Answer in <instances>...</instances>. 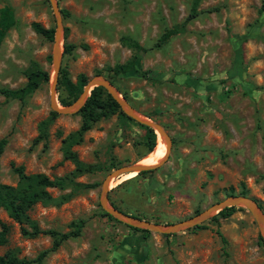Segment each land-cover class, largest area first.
Segmentation results:
<instances>
[{
    "label": "rangeland",
    "instance_id": "obj_1",
    "mask_svg": "<svg viewBox=\"0 0 264 264\" xmlns=\"http://www.w3.org/2000/svg\"><path fill=\"white\" fill-rule=\"evenodd\" d=\"M57 3L68 12H61V66L72 80L84 73L88 80L102 76L109 81L107 67L136 53L123 36L147 49L136 54L138 71L116 76L114 87L134 110L159 122L172 140L158 167L113 179L107 193L113 207L170 224L243 192L264 203V0H201L185 31L161 46H155L157 39L188 16L192 0ZM5 5L13 9L16 24L0 44V89H15L25 84L30 61L51 72L53 41L37 34L32 22L55 28L56 18L49 0H0V8ZM65 42L76 45L72 52L63 54ZM56 100L61 105L58 90ZM51 111L49 82L23 103L0 92V138L7 139L0 156L1 181L16 184L12 164L50 178L71 175L76 160L101 164L104 170L74 178L80 184L97 183L92 188L47 187L51 198L73 193L58 205L39 200L28 212L40 228L60 232L72 229V221H84L81 234L65 240L43 264H264V240L242 206L219 217L218 224L213 215L200 223L203 229L169 235L135 231L106 216L102 183L110 171L143 158L145 129L116 114L101 119L69 147L75 159L66 158L63 139L78 129L81 116L78 111L59 113L47 124L46 140L35 142ZM0 219L10 227L0 254L13 251L32 258L51 246L48 235H22L20 224L1 208Z\"/></svg>",
    "mask_w": 264,
    "mask_h": 264
},
{
    "label": "trees",
    "instance_id": "obj_2",
    "mask_svg": "<svg viewBox=\"0 0 264 264\" xmlns=\"http://www.w3.org/2000/svg\"><path fill=\"white\" fill-rule=\"evenodd\" d=\"M201 0H192L191 9L188 16L180 23H175L170 28L165 29L161 34L159 39H157L155 46H161L169 38L179 33L185 31L187 23L194 17L197 16L198 10L197 7ZM62 14L67 15L68 12L61 10ZM16 24V18L13 9L10 6H3L0 8V44L6 36L9 29H11ZM33 30L44 37L49 41L54 40V27H45L39 22H32ZM66 38V35H65ZM122 41L124 44L136 51L135 55L122 63H116L113 66L107 67L106 77L114 85L113 79L120 75L125 74L131 70L138 71L135 67L136 54L138 52H145L147 49L139 44L138 41L123 36ZM76 47L74 44L64 43V53H70ZM26 76V82L23 86L15 89L10 88H1L0 92L7 98L19 99L22 103L25 98L38 89L42 83L49 81L50 73L49 71L43 69L36 61H30L28 67L24 70ZM143 76H148L147 72L142 73ZM88 77L84 73H80L76 76L75 80L69 76L68 71L65 67H60L57 90H58V101L61 105L66 106L74 102L80 93L84 85L87 83ZM123 97L127 98L124 93ZM78 113L81 116V123L77 130L71 132L67 137L63 139L64 144V157L74 158V154L70 151L69 147L73 143H78L82 141L83 135L85 132L90 130L93 125L100 121L101 119H106L112 115H117L123 120L129 122H134L146 132V151L142 157L150 152H152L156 145L158 135L156 136L154 130L151 127L140 124L133 120L131 117L126 115L119 103L111 96V94L103 86H95L91 91L90 95L87 97L84 104L78 110ZM57 111H51L50 117L44 122V127L42 129V134L35 139V142L39 140H46L47 132L46 127L50 120L58 116ZM7 139L5 137L0 138V156L2 155ZM75 170L71 175L50 178L45 174H28L25 172L22 165L15 166L12 164V170L17 176L16 184H6L0 179V208L3 209L8 217L13 221H16L20 224V232L22 235L27 237H36L40 234L48 235L52 238V243L49 248L41 250L35 257H18L15 252L7 251L3 254H0V264H43L46 256L58 249V247L67 239L77 237L81 234V228L84 224V221H72L70 223V229L66 232H60L55 229H42L39 227L36 221L32 220L29 217L28 212L31 210L33 205L39 200H45L51 202L55 205L61 204L62 202L68 200L73 192L63 194L57 198H51L48 192L46 191L47 187H57L59 189H64L66 186L70 185L73 190L78 188H92L97 185V183L90 184H80L74 181V178L77 175L83 173H96L102 172L104 170L103 165L101 164H84L79 160L75 161ZM148 171H141L135 176L142 175ZM244 195V192L242 193ZM261 210L264 211V203L257 202ZM116 207V206H115ZM235 206L225 207L220 210L212 219L216 220L217 224L219 223L218 218H227L235 210ZM106 216L113 218L107 212L104 213ZM137 217V216H136ZM27 225V226H25ZM135 231H141L145 234H149L150 231L146 229H139L133 226H129ZM206 226L204 224H198L192 227V229H203ZM10 227L9 225L0 219V246L7 244L8 234ZM218 235L221 236L223 242L225 239L220 233L219 229H216ZM169 235V234H164ZM261 239V238H260Z\"/></svg>",
    "mask_w": 264,
    "mask_h": 264
},
{
    "label": "water",
    "instance_id": "obj_3",
    "mask_svg": "<svg viewBox=\"0 0 264 264\" xmlns=\"http://www.w3.org/2000/svg\"><path fill=\"white\" fill-rule=\"evenodd\" d=\"M49 2L52 6L56 18V26L54 31V40H53V49H52V70L51 72L49 71L50 78L48 81L50 83L51 109L53 111H57L58 113H70V112L78 111L86 101L87 97L90 95V91L95 86H103L111 94V96L119 103L122 111L126 115H128L129 117H131L133 120H135L140 124L151 127L154 130L155 134L160 135L165 140L166 152L164 157L158 163L156 164L138 163L142 159L140 158L138 161L134 163L121 165L115 168L114 170L110 171L106 175L102 183L101 198H100V203L103 209L114 218L123 221L130 226L140 229H146L151 232H159V233L167 234L198 225L201 222L205 221L206 219L210 218L211 216L217 214L220 210L224 209L225 207L242 206L248 209L252 214L254 220L256 221L260 234L264 240V212L260 209L258 203L255 200L244 195H230L225 199L219 201L218 203L206 207L195 216H192L183 221L170 223V224L155 223L132 216L130 214H126L121 210L113 207L109 203L107 193H108V188L110 186V181L122 174H127L130 172H136L137 174L141 171H148L158 167L159 165H161L166 161L170 151L172 140L169 134L165 131V129L159 122L154 121L146 117L144 114L134 110L127 103V101L122 96H120L118 90L114 87V85L102 76H94L90 78L87 81V83L84 85L82 92L80 93L78 98L71 104L66 106L58 105V102L56 100V94H57L58 75L62 60L63 26H62L61 9L58 6L57 0H49Z\"/></svg>",
    "mask_w": 264,
    "mask_h": 264
},
{
    "label": "bare ground",
    "instance_id": "obj_4",
    "mask_svg": "<svg viewBox=\"0 0 264 264\" xmlns=\"http://www.w3.org/2000/svg\"><path fill=\"white\" fill-rule=\"evenodd\" d=\"M165 152H166L165 140L160 135H158L157 145H156L155 149L152 152L148 153L138 163L156 164L164 157ZM112 183H113V180L110 181V185H112Z\"/></svg>",
    "mask_w": 264,
    "mask_h": 264
},
{
    "label": "crops",
    "instance_id": "obj_5",
    "mask_svg": "<svg viewBox=\"0 0 264 264\" xmlns=\"http://www.w3.org/2000/svg\"><path fill=\"white\" fill-rule=\"evenodd\" d=\"M144 157H145V156H144ZM144 157H143V158H144ZM143 158H142V159H143ZM142 159H141V160H142ZM141 160H140V161H141Z\"/></svg>",
    "mask_w": 264,
    "mask_h": 264
}]
</instances>
